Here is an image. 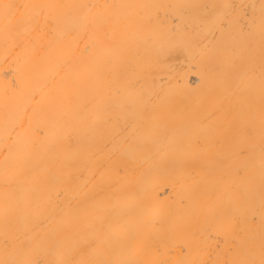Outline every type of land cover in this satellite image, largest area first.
Returning a JSON list of instances; mask_svg holds the SVG:
<instances>
[{
  "label": "bare ground",
  "instance_id": "6f19581e",
  "mask_svg": "<svg viewBox=\"0 0 264 264\" xmlns=\"http://www.w3.org/2000/svg\"><path fill=\"white\" fill-rule=\"evenodd\" d=\"M0 264H264V0H0Z\"/></svg>",
  "mask_w": 264,
  "mask_h": 264
}]
</instances>
